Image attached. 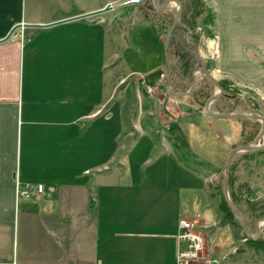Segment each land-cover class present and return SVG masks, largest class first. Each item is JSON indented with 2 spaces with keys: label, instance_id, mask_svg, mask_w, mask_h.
Here are the masks:
<instances>
[{
  "label": "crops",
  "instance_id": "crops-1",
  "mask_svg": "<svg viewBox=\"0 0 264 264\" xmlns=\"http://www.w3.org/2000/svg\"><path fill=\"white\" fill-rule=\"evenodd\" d=\"M107 3L0 0V264H180L178 247L186 248L177 238L180 220L193 221L192 205L211 208L198 204L190 186L166 180L164 169L142 168L149 158L133 162L130 149L118 155L122 122L110 116V101L122 76L109 60L117 52H107L106 23L96 12ZM230 4L229 29L235 27ZM259 8L238 17L245 42L264 25ZM133 92L138 99L141 92ZM157 104L143 103V118H134L126 132L144 135L151 129L145 118L152 116L162 132L158 164L176 136L157 126L167 109ZM17 183L34 194L17 197ZM210 219L202 224L216 223ZM231 252L217 258L206 251L200 264H264L263 258L227 257Z\"/></svg>",
  "mask_w": 264,
  "mask_h": 264
},
{
  "label": "rangeland",
  "instance_id": "rangeland-1",
  "mask_svg": "<svg viewBox=\"0 0 264 264\" xmlns=\"http://www.w3.org/2000/svg\"><path fill=\"white\" fill-rule=\"evenodd\" d=\"M228 1L231 3L230 19L235 26L230 29L228 25L226 26L229 21L225 19ZM143 2L157 8L153 0ZM143 2L135 4L131 0H109L105 6L110 4L111 8L97 16L106 23L107 52H117V56L110 57L109 60L116 64L118 76L124 77H118V81H121L110 101L114 104L110 116L113 120L122 122V131L116 140L123 148L119 147L118 155L130 149L133 162H141L143 158H149L148 162L140 163L142 168L150 165L151 169L158 167L171 172L165 173L166 180L170 178L179 184L190 186L191 189L198 191V204H201L203 200L209 204L213 210L206 209L202 205L199 208L196 207L197 209H194L192 205L189 210V218L205 237L200 257H206L207 251L208 255L221 258L222 254L230 248L232 252L227 257L235 254L240 258L245 256L264 258V252L257 253L255 248L246 246L247 239L251 237L246 234L240 224L235 222L226 224L222 213H217L221 192L215 188L217 194L214 200L209 196L211 186L221 185L224 182L225 163L233 148L242 143L263 145L262 121L255 117L214 118L206 113V104L200 105L193 95L186 94L181 97L173 93L172 95L167 89L164 41L149 25L151 21L155 24L159 23V25L156 24V28H161L160 23L165 22L162 17L164 15L161 12H151L149 19L144 18L141 10ZM157 2L159 3V0ZM199 2L201 4L199 8L202 9L200 14L195 16V20L199 23L197 27H200L197 51L209 62V69L218 81L220 83L223 81L227 88L222 96L211 101L210 111L254 112L264 116V25H259L256 31L252 30L250 39L246 42L242 35L243 29L240 30L238 27L240 13L245 9L253 11L255 5L260 6L259 10H256L260 11L259 14L257 12L256 17L264 18L261 15L264 12V0H199ZM83 3L88 4L90 0H83ZM178 7L177 2L171 1L164 11L168 12L172 18H176ZM172 18L168 23L166 21V28L160 31L163 38L169 31ZM204 22L206 23L202 31L201 24ZM249 41V45H246ZM158 64L160 67L145 72ZM170 64L172 67L171 88L176 92L190 91L193 78L184 74L180 66L181 62L174 54L171 55ZM161 71L164 72L163 75L155 79ZM142 75L147 77L146 81L150 85L158 86L155 90H160L162 94H158V91L147 93L145 84L139 78ZM196 77V87L206 83L207 87L204 90L209 97L218 91L215 83L205 77L202 72L197 73ZM126 87L130 89V92H127ZM134 90L141 92L138 99L135 98ZM150 101L157 106V103L161 106L163 103L167 104V109L162 115L165 119L157 117L155 121L158 123L157 126L161 125L163 130H167L165 135L176 136L175 148L171 152L164 151V156L158 164L154 161L161 153L162 132L159 127H155V123L153 124V117L146 116L147 128L151 125V129L146 130L144 135L137 131H134L135 135L126 132L133 125L134 118L137 122L140 117L143 118L144 113L140 107L145 103L143 107L146 108ZM174 105H176L175 109L172 108ZM175 125L177 127L173 130ZM168 144L173 143L169 140ZM121 170L124 171L122 168ZM230 178H232V189L229 186ZM229 184V197L234 188L235 193L242 199L248 197L251 201L264 202V146L258 152L250 153L238 149L233 154ZM191 199L192 196L189 204L192 203ZM241 204L242 214L249 231L255 235L257 220L264 216L259 218L252 216L243 200ZM236 217L235 214V220H237ZM210 218L217 219L216 223L212 226L210 224L208 227L204 226L202 223L211 222ZM257 237L264 238V220L260 225L259 234L252 239ZM201 261L203 259H196L193 263L200 264Z\"/></svg>",
  "mask_w": 264,
  "mask_h": 264
},
{
  "label": "trees",
  "instance_id": "trees-1",
  "mask_svg": "<svg viewBox=\"0 0 264 264\" xmlns=\"http://www.w3.org/2000/svg\"><path fill=\"white\" fill-rule=\"evenodd\" d=\"M181 2L183 4L182 13H181L182 21L186 22L187 24L191 25L192 28H194L195 26H197L199 24L195 20V16L197 14H200L202 8H199V6L201 4H200L199 0H181ZM165 18L167 19V21H170L172 16L169 14H166ZM172 21H173V18H172ZM205 23L206 22L202 23L201 25L204 27ZM151 24L154 25L155 23L151 22ZM198 39H199V33H196V35L192 36V38L189 40V42L186 41L184 46L183 45L180 46V49L178 50V52L175 51L178 54L179 61L181 62L180 66H181L182 71L184 72L185 75H190L192 70L200 64L199 58L196 56L195 52L193 51L194 48H197ZM186 46H189L190 48H192V50H190ZM171 52L174 53L173 48H171ZM205 77H207V76H205ZM205 84L196 87L193 94H192L194 99L200 105L201 104L205 105L207 99L209 98V94L206 93V91L204 90L207 87V85H205ZM221 85L224 88V92H226L227 88L225 87V84L223 81L221 82ZM224 92H223V94H224ZM242 119H244V118H242ZM231 179L232 178H230L229 186H231V189H232V185H231L232 180ZM211 188H212V190H210L209 196L212 200H214V198L216 197V194H217V192H215V188H217L216 190H219L221 192L220 193L221 199H220L219 203L217 204V213L218 214L222 213L224 222L226 224H231V223L235 222L239 225V222L237 220H235L234 212L232 211V209L230 208L229 204L227 203V201L224 197L223 183L221 185L220 184L213 185V186H211ZM230 195H231L232 201L239 208H241L242 211H243V208H242L241 201L243 200V202L246 203V206H247L246 209L248 211H250L252 216H255L256 218L264 216V202L251 201L248 197H244L242 199L241 196H238L235 193L234 188H233V190H231ZM245 244H246V246H249L251 248H255L254 250H257L256 251L257 253L264 252V238H262V237H257L256 239L249 238V239H247Z\"/></svg>",
  "mask_w": 264,
  "mask_h": 264
},
{
  "label": "flooded vegetation",
  "instance_id": "flooded-vegetation-1",
  "mask_svg": "<svg viewBox=\"0 0 264 264\" xmlns=\"http://www.w3.org/2000/svg\"><path fill=\"white\" fill-rule=\"evenodd\" d=\"M144 0H141L140 2H143ZM154 1V3L156 4L155 6L157 7V8H154L153 7V5H151L150 3H145V2H143V4H142V6H141V10H142V13H143V16H144V18H146V19H149L148 17H149V15L150 14H152L153 12H161L164 16H162L163 17V19H165L164 21L165 22H162V23H160L161 25V28H156V24L157 25H159V23H156V24H154V25H152L151 24V22H149V25H151V27H152V29L155 31V32H157L159 35H160V37L162 38V40L164 41V60H165V43H166V40H167V36H168V33H169V31L171 30V34H170V37H169V57H170V62H171V55L172 54H174L177 58H178V54L176 53V52H178V50L180 49V46H184L185 45V42L187 41V42H189V40L192 38V36H194V35H196V33H199V30H200V27H197V26H195L194 28H192V26L191 25H189V24H187L186 22H183L182 21V18H181V13H182V8H183V4H182V2H181V0H179L180 2H181V4H182V8H181V13H180V15H179V22H176L175 23V17L173 18V21L171 22V24H170V26H169V31H168V33H167V35H166V37H162V34H161V29L162 30H164L165 28H166V21H167V19L165 18V15L166 14H169L168 12H166V11H164V9H165V7L171 2V1H174V0H159V3L157 2V0H153ZM140 2H138L137 4H139ZM176 2V1H175ZM134 3V2H133ZM132 3V4H133ZM178 3V2H177ZM124 4V3H123ZM136 4V3H135ZM178 10H179V7H178ZM152 12V13H151ZM178 13V12H177ZM177 16V15H176ZM167 23H168V21H167ZM202 31L204 30V28H203V26H202V29H201ZM189 44V43H188ZM187 44V45H188ZM190 45V44H189ZM186 47H188L190 50H192V48H190L189 46H186ZM198 47H199V45H197V48H194L193 49V51L195 52V54H196V51L198 50ZM171 48H173L174 49V53H172L171 52ZM176 51V52H175ZM196 56H197V54H196ZM198 57V56H197ZM179 59V58H178ZM200 60V59H199ZM207 61V60H206ZM208 61L206 62V66L208 67ZM201 66V60H200V64L198 65V66H196L193 70H192V72H191V77L194 79V77H195V80L197 79V73H200V72H202V70L201 69H199V67ZM165 67H166V74H167V79H168V85H167V89H168V91L172 94V92H171V90H173L172 88H171V74H172V67H171V64H170V75H168V69H167V65H166V61H165ZM165 67H164V69H165ZM209 68V67H208ZM163 73L164 72H160L159 73V77L158 78H160V76L161 75H163ZM203 73V72H202ZM204 74V73H203ZM205 75V74H204ZM206 76V75H205ZM141 80H142V83H144L145 84V91L147 92V93H151L152 91L154 92V91H156L155 89H157V87L158 86H155V85H150L149 84V82L148 81H146V80H148L147 79V77L144 75H142V76H140L139 77ZM210 79V78H209ZM211 80V79H210ZM151 86H152V88H151ZM196 86H197V81H196V84H195V87H194V89H193V91L192 92H190V93H188V94H190V95H192L193 94V92H194V90H195V88H196ZM150 89H151V91H150ZM158 91V90H157ZM157 91H156V93H157ZM174 91V90H173ZM176 92V91H175ZM185 92V91H184ZM187 92V91H186ZM174 94V93H173ZM172 94V95H173ZM175 95V94H174ZM183 96V95H182ZM186 96V95H185ZM181 97V96H180ZM206 104V103H205ZM177 105V104H176ZM176 105H174L172 108H176ZM247 145H252V144H247V143H242L241 145H238V146H236L235 148H237V147H239V146H247ZM263 145H264V143H263ZM263 145H259L258 147H260V146H262L263 147ZM253 146H255V145H253ZM261 147V148H262ZM235 148H233V149H235ZM261 148H258V149H255V150H248V149H244V148H240L239 150H243V151H248V152H250V153H252V152H258V151H260V149ZM238 150V149H237ZM236 150V151H237ZM235 151V152H236ZM226 164V163H225ZM230 172H231V162H230V171H229V176H230ZM225 174H226V168H225ZM224 179H225V176H224ZM228 184H229V177H228ZM228 184H227V191H228ZM223 193H224V182H223ZM229 193V192H228ZM229 195V194H228ZM224 197H225V195H224ZM226 199V198H225ZM229 199L232 201V198H231V196L229 197ZM227 201V200H226ZM228 203V202H227ZM232 203L233 204H235L233 201H232ZM236 205V204H235ZM237 206V205H236ZM238 207V206H237ZM231 208V207H230ZM239 208V207H238ZM240 210H241V208H239ZM241 212L243 213V211L241 210ZM235 214V213H234Z\"/></svg>",
  "mask_w": 264,
  "mask_h": 264
},
{
  "label": "water",
  "instance_id": "water-1",
  "mask_svg": "<svg viewBox=\"0 0 264 264\" xmlns=\"http://www.w3.org/2000/svg\"><path fill=\"white\" fill-rule=\"evenodd\" d=\"M131 1L134 2V3H138L141 0H131ZM174 1L178 2V4H179V10H178L177 16L175 18V23H176V22H179V15L181 13L182 4H181V2L179 0H174ZM110 8H111V6L109 4V5L103 7L102 9H100L99 11H96V12H103V11H106V10H108ZM89 14H91V13H84V14H82L80 16H88ZM17 26H19V25H17ZM16 27H14L8 33V35L6 36L7 38L11 35V33L15 30ZM170 34H171V30L168 33L167 40H166V43H165V61H166L167 69H168V75H170V69H171L170 68V57H169V37H170ZM196 54H197L198 58L201 60V66L199 67V69H201L202 72L208 78H210L211 81L214 82L215 85L218 87V91L215 92L213 95H211L206 101V105H205L206 113L208 115L214 117V118H221V119H224V118H247V117L258 118V119H260L262 121V133L264 135V116H262L259 113H254V112H251V113H241V112L233 113V112H214V111H210V103H211V101L214 100V99H217L218 97H220L222 95V93L224 92V88L221 85V83L218 81L216 76L206 66V62L207 61L200 56L198 51H196ZM195 84H196V81H195V77H194L193 84H192V87H191L190 91H187V92H175V91L171 90V92L174 93L177 96L186 95V94H188V93L193 91V89L195 87ZM261 147L262 146L258 147V146H253V145L239 146V147H237V148H235V149H233L231 151V153L229 154V156L227 158L226 164H225V166H226V174H225V179H224V195H225V198H226L229 206L231 207L232 211L237 215V217H236L237 221L239 222L241 227L244 229L246 234L249 237H251V238H255L256 234L257 235L259 234L260 225H261V222L264 220V217L259 218L257 220L256 229H255V235H252L251 232L249 231L247 222L245 221L241 210L235 204H233L232 201L229 199V195H228V191H227V184H228V177H229V171H230V162H231L232 156L235 153V151L237 149H240V148H244V149H248V150H255V149H258V148H261ZM211 264H216V260H212Z\"/></svg>",
  "mask_w": 264,
  "mask_h": 264
},
{
  "label": "built area",
  "instance_id": "built-area-1",
  "mask_svg": "<svg viewBox=\"0 0 264 264\" xmlns=\"http://www.w3.org/2000/svg\"><path fill=\"white\" fill-rule=\"evenodd\" d=\"M36 193L43 191V184L38 183L34 187ZM34 192L29 185H21L17 183L16 195L17 197H31ZM180 230L177 238L186 243V248L178 247L177 257L180 264H194L196 259H203L200 257V251L204 248L205 237L201 230L197 229V225L193 221L186 219L180 220ZM180 245V244H179ZM210 262V261H209Z\"/></svg>",
  "mask_w": 264,
  "mask_h": 264
},
{
  "label": "bare ground",
  "instance_id": "bare-ground-1",
  "mask_svg": "<svg viewBox=\"0 0 264 264\" xmlns=\"http://www.w3.org/2000/svg\"><path fill=\"white\" fill-rule=\"evenodd\" d=\"M262 223V222H261Z\"/></svg>",
  "mask_w": 264,
  "mask_h": 264
}]
</instances>
